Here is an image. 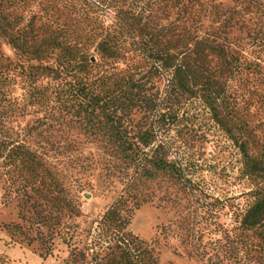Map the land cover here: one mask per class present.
Masks as SVG:
<instances>
[{
	"label": "rangeland",
	"instance_id": "1",
	"mask_svg": "<svg viewBox=\"0 0 264 264\" xmlns=\"http://www.w3.org/2000/svg\"><path fill=\"white\" fill-rule=\"evenodd\" d=\"M88 2L97 11L95 14L80 11L79 0H0V24L19 23L20 27H26L32 22L37 36L28 37V46L46 51L42 40L49 37L59 42L69 39L73 44L79 41L78 49L82 53L88 50L92 62L100 64L102 59L95 52L96 45L87 41L96 21L106 28L119 27L128 17L141 14L144 23L159 26L168 23L163 5L156 0ZM217 4L235 6L233 0H217ZM126 12L129 14L125 15ZM258 20L259 17L251 25L261 29L264 18ZM245 30L243 34L236 32L234 38L244 39ZM249 41L247 38L242 45L248 48ZM0 45L5 59L14 65L20 63L22 53L3 35ZM59 54L55 50L49 63L54 65ZM131 64L128 60L115 67L103 63L95 73L106 72L112 82H119L129 76ZM259 71L249 81L245 76L235 79L231 73L216 74L218 89L225 93L217 102L218 113L228 122L230 136L199 99L165 102L167 110L162 113L172 115L165 125L157 124V117L153 116L145 127L144 113L131 117L130 129L135 132L152 125L158 143L163 146L162 154L166 153L168 161L182 171V183L175 181L169 172L153 180L143 179L147 186L141 191L149 203L134 210L128 226V231L153 251L159 264H212L210 259L219 251L233 246L243 247L247 264H264V227L245 231L244 235L241 229L243 216L264 191V175L249 176L247 168L249 161H264V65ZM20 73L18 70L10 75V90L14 100L23 102L26 90ZM136 79L145 86L148 95L158 93L161 101L169 91L167 75L155 76L145 66L136 71ZM38 118L29 111L19 120L26 127L33 126ZM79 133L73 125L57 127L32 138V143L47 154L51 171L58 175L56 179L64 184L80 181L87 185L81 200L82 216L69 219L66 215L61 226H54L51 220L44 226L37 222L38 209L22 207L23 192L0 179V264H105L101 259L95 260L93 251L87 258L80 253L94 243L98 222L117 201L128 178L123 163L118 166L109 163L103 144L86 137L84 132ZM243 139H249L248 159L240 147ZM78 155L82 162L77 161ZM129 173L135 175L138 171L133 168ZM29 197L32 201H44V196L35 192L30 191ZM52 198L49 195L47 200ZM135 203L131 200L130 207ZM222 264L233 261L225 260Z\"/></svg>",
	"mask_w": 264,
	"mask_h": 264
},
{
	"label": "trees",
	"instance_id": "2",
	"mask_svg": "<svg viewBox=\"0 0 264 264\" xmlns=\"http://www.w3.org/2000/svg\"><path fill=\"white\" fill-rule=\"evenodd\" d=\"M79 1L84 14L97 12L88 0ZM156 2L163 5L166 26L144 23L141 14L128 17L119 27L94 23L90 38L86 37L96 45L100 64L92 62L88 50L82 53L78 49L79 41L73 44L69 39L59 42L49 37L42 40L46 51L28 46V37L37 36L32 22L26 27L19 23L0 24V36L22 53L20 63L14 65L0 51V179L23 192L20 203L25 210L38 209V223L46 226L51 220L54 226H61L66 215L69 219L82 216L81 200L87 185L80 181L64 184L56 179L58 175L51 171L47 154L35 147L32 138L73 125L79 134L84 132L86 137L103 144L109 163L125 166L128 183L98 222L94 243L80 255L87 258L93 251L95 260L101 259L105 264H159L153 251L134 237L128 226L134 210L149 203L141 191L147 186L143 179L153 180L169 172L175 181L183 180L182 171L168 161L166 153L162 154L163 146L152 125L135 132L130 129L131 117L144 113L145 127L153 116L157 117V124L165 125L172 116L162 113L167 110L165 102L199 99L230 136L228 122L218 113L217 102L225 93L218 89L216 74L231 73L235 79L245 76L249 81L264 65V55L260 54L264 52V27L256 29L251 25L254 19L264 18V0H233L235 6L229 8L217 4V0ZM244 29V39L234 38L236 32L243 34ZM247 38L250 41L245 48L242 44ZM55 50L60 54L53 65L49 61ZM127 60L132 62L129 76L119 82H112L106 72L95 73L103 63L115 67ZM144 66L155 76L165 74L169 78V91L162 101L158 93L148 95L145 86L137 81L136 71ZM18 70L25 83L23 102L14 100L10 90V75ZM29 111L40 118L33 126L24 127L19 119ZM240 147L248 159L249 139H243ZM77 159L82 162L79 155ZM133 168L138 171L135 175L129 173ZM247 168L249 176L264 175V161H249ZM30 191L42 194L44 201H32ZM49 195L53 196L51 200H47ZM131 200L136 202L133 207ZM261 226L264 227V191L243 216L242 234ZM211 260L212 264L225 260L247 264L244 249L239 246L219 251Z\"/></svg>",
	"mask_w": 264,
	"mask_h": 264
}]
</instances>
